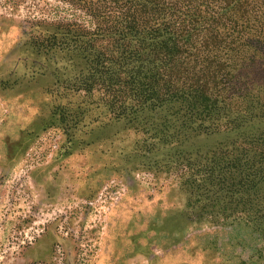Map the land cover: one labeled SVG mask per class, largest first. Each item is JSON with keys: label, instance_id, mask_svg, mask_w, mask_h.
Returning <instances> with one entry per match:
<instances>
[{"label": "rangeland", "instance_id": "1", "mask_svg": "<svg viewBox=\"0 0 264 264\" xmlns=\"http://www.w3.org/2000/svg\"><path fill=\"white\" fill-rule=\"evenodd\" d=\"M123 3L0 0V264H264V160L228 150L252 122L264 143V73L242 126L181 135L214 148L186 160L149 148L115 92L56 82L70 38L51 33L108 26Z\"/></svg>", "mask_w": 264, "mask_h": 264}, {"label": "trees", "instance_id": "2", "mask_svg": "<svg viewBox=\"0 0 264 264\" xmlns=\"http://www.w3.org/2000/svg\"><path fill=\"white\" fill-rule=\"evenodd\" d=\"M185 1L127 0L108 26H102L107 21L102 15L95 31L69 27L51 33L54 40L60 34L70 38L57 43L61 50L67 45L70 58L62 66L68 77H58L55 70L56 82L74 79L90 92L96 86L115 92L112 101L119 115L141 120L136 128L151 132L155 142L148 147L180 160L214 150L186 146L181 135L204 130L207 121L212 127L227 120V127L210 133L242 126L243 109L259 102L264 73L259 62L264 61V17L258 14L264 0H193L196 4L189 9ZM97 37L109 43L99 48ZM251 126L253 122L236 132L237 140L228 150L235 160L250 156L261 164L264 143L258 139L261 135L253 136ZM191 147L192 153L187 152Z\"/></svg>", "mask_w": 264, "mask_h": 264}]
</instances>
